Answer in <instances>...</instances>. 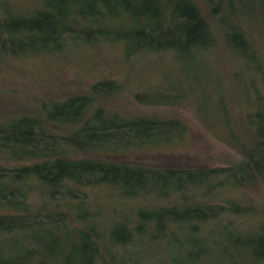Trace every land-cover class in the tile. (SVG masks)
I'll return each instance as SVG.
<instances>
[{
	"label": "trees",
	"instance_id": "trees-1",
	"mask_svg": "<svg viewBox=\"0 0 264 264\" xmlns=\"http://www.w3.org/2000/svg\"><path fill=\"white\" fill-rule=\"evenodd\" d=\"M33 1L0 0V60L54 57L75 71L35 77L36 91L60 86L56 97L54 86L35 100L27 88L22 100L0 89V264H264V218L237 196L264 184V48L253 40L264 35V0ZM99 47L122 61H83L85 50L101 57L91 52ZM219 47L235 70L180 82L175 66H206ZM133 75L138 90L129 89ZM128 99L151 108L187 101L239 160H119L187 130L175 118L107 108Z\"/></svg>",
	"mask_w": 264,
	"mask_h": 264
},
{
	"label": "rangeland",
	"instance_id": "rangeland-1",
	"mask_svg": "<svg viewBox=\"0 0 264 264\" xmlns=\"http://www.w3.org/2000/svg\"><path fill=\"white\" fill-rule=\"evenodd\" d=\"M13 4L15 3H22L24 6H33L34 1L33 0H9ZM253 40L256 41L255 43L258 44V47L264 48V35L260 34L259 37L253 36ZM256 44V46H257ZM257 47V48H258ZM99 51L101 52L102 56L95 58L90 53V51L85 50V53H82L83 57L86 58L83 60L84 62H87L89 60H96L98 63L105 60L113 61L116 60L117 63H120L122 60L118 57L120 54V51L116 48L110 49L109 47L103 48L99 47L96 48V50H92L91 52ZM71 51L67 54L71 58L74 57L73 53ZM215 58L208 57L207 65L204 66L203 64H180L175 66L176 70L180 74L179 80L182 82L183 77H187L188 79L192 80V82L199 83L202 80L204 71H207L208 76L212 73H214L215 70H223L226 73L229 74L232 70H235L237 68V63L232 60V57L229 56L227 52H224L222 47L218 48V51L213 54ZM65 57V56H64ZM23 60H0V89L3 91H7L9 89H15L16 95L15 100H22L24 95L27 94L24 89L30 92L29 94L32 95L33 100H35L38 97V94L40 92H45L51 88L53 90V96L56 95L57 90H60V86L62 84V81H59L60 84H58V88L56 85L50 86L49 88H45L43 86H40L41 89L36 91L34 89L35 87V81L36 76L37 77H44L49 72H53L57 75L58 79L66 78L68 75L72 74L75 70L63 66L64 63L63 59H57L54 57L49 58H42L39 59V61H36V59H24ZM212 59V60H210ZM112 63V62H111ZM219 66V67H218ZM100 66L97 67V70H99ZM111 68H107L106 70L110 72ZM157 70V69H156ZM115 72H117V69H114ZM147 71V70H146ZM143 72L141 75L142 77H149L150 74H146L148 72ZM65 73L66 76L60 78V73ZM68 72V74H67ZM107 72V73H108ZM119 74L122 76L124 74V70L120 67L119 68ZM59 73V74H58ZM171 73V72H170ZM179 74H176V76H179ZM164 77H170L169 73L166 72L163 74ZM173 76V74L171 73ZM210 75V77H211ZM215 77V76H214ZM140 78V77H138ZM134 75L131 78V81L128 82L130 84L129 89L136 90L137 84L134 82ZM209 79V78H208ZM136 81V80H135ZM225 82V81H223ZM141 88L145 85V82H137ZM154 83V82H152ZM17 85V86H16ZM177 85V83H176ZM178 86V85H177ZM226 87V86H224ZM138 89H140L138 87ZM137 89V90H138ZM200 89L202 91L208 90V88L202 84L200 86ZM18 92V93H17ZM234 91H229L227 94ZM132 93H134L132 91ZM226 93V92H225ZM123 95H125V92H123ZM14 96V95H13ZM56 97V96H54ZM1 98V96H0ZM9 97H2V99H8ZM32 99V98H31ZM131 100V99H130ZM124 102L119 101L117 102H107V108L114 109V111H119L121 113L127 114L128 116L133 115H149V116H155L159 118H175L180 121H182L185 126L187 127L186 133L183 135L182 138L179 139H173L171 142H168L164 146L158 145L156 148H147L145 150L138 151L137 153H130L128 155L121 156L119 160L126 161L133 164H141V165H147V166H153V167H169V168H198V167H204V168H212V167H227L232 166L239 160V155L231 148L228 144L225 143V139L215 131H212L210 127L207 126L206 120L203 121L200 118V114L191 107L192 105L189 104L187 101H182L181 105L179 107H164V108H151L148 106L138 105L133 103V101ZM8 102H11L8 101ZM17 102V101H15ZM179 103V102H178ZM229 106H232L233 102L228 99ZM2 106V108H4ZM12 107V106H11ZM148 107V108H147ZM25 109V108H24ZM174 109V110H173ZM3 110V109H1ZM22 110V109H21ZM14 111V110H13ZM114 191H109L105 189L101 192V194L109 195L114 194ZM190 196L193 193H188ZM228 196H236V194L228 193V194H222L223 198ZM242 196L243 199H248L252 203H254L259 212L260 215L264 218V184H262L259 181H255V183L251 185H247L244 190L242 191V195L238 194L239 197ZM102 202L101 200H98ZM143 201H134L131 202V204H138ZM146 202H150V199H146ZM104 203H107L108 207L112 205V203H116V201H109L105 200Z\"/></svg>",
	"mask_w": 264,
	"mask_h": 264
}]
</instances>
